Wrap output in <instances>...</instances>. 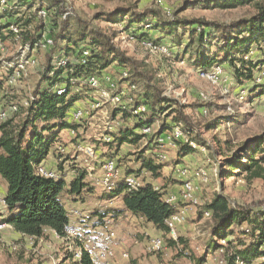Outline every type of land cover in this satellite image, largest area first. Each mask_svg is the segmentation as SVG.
Wrapping results in <instances>:
<instances>
[{
    "label": "rangeland",
    "instance_id": "obj_1",
    "mask_svg": "<svg viewBox=\"0 0 264 264\" xmlns=\"http://www.w3.org/2000/svg\"><path fill=\"white\" fill-rule=\"evenodd\" d=\"M52 1L45 0L46 3L42 7L40 5L31 7L24 0H3V3L0 0V14L11 11L14 18L10 20L19 18L24 20V16L30 14L33 16L35 23L27 28L29 35L34 34V24L46 28L40 44L34 50L23 49L24 43H17L15 40H9L4 44L5 47L0 49V60L13 64L10 70H6L5 65H0V82L3 83L0 89V115H8L15 104L20 110L14 115L15 121L19 123L25 110L23 105L31 98L32 92L37 87L43 86L41 72L47 65V54L51 53V49L44 47L43 41L48 36L47 30L53 25L52 21L57 17L56 21L60 22L66 19L71 33H74L78 23L85 24L89 29L98 30L110 38L127 57L141 63V70L146 71L151 77L150 85L161 91L163 96L185 106L184 112L189 117L192 127L194 126L190 138L204 143L205 147L192 145L194 153L180 158L179 161L177 148L166 147L168 144L163 145L165 146L163 148L158 145L160 149H152L154 150L152 153L148 151L146 157L152 156L160 160L163 164L162 177L155 180L149 174L142 173L137 184L148 182L161 192L177 194V191L174 192L167 186H177L182 182L179 186L183 188L185 182L189 181L195 187L193 191L195 203L189 200L188 203L174 201V204H170L167 202L168 198L166 199L169 205H174L183 211L181 215L184 219L174 229L175 239L148 227L147 225H151L148 223L146 225L145 222L131 215L119 216V218L109 216L111 209L119 207L120 202L118 199L98 198V195L103 192L111 191L105 190L106 187L101 183L106 176L105 164L109 161L115 163L118 175H113L109 181L118 184L116 182L123 181L125 173L133 172L129 169L134 167L138 170L134 160L148 146L149 140L152 141L145 138L136 145L124 143L118 149H115V144L107 143L111 141L114 134L117 135L118 129L126 128V126L130 129L136 125L133 118L121 119L122 112L118 110L132 109L134 102L130 103V100L135 102L138 100L145 90L144 82H146L145 79L136 80L137 85L134 84L135 89H133L131 88L133 85H128L130 82L126 83L125 80L118 79L119 74L112 70L109 71V75L117 80V85L111 77L104 76L103 80L96 78L99 86L93 87L87 81L73 88L74 93L81 90L84 94L87 93L85 98L74 106L78 108L75 111H84L86 116L81 120L72 118L77 124L76 131H72V134L68 131L62 132L58 143L52 149L54 155L58 156L57 160L61 161L58 165L55 163L56 169L61 165L60 171L63 173L67 166H63V163L80 166V162L88 175L87 182L94 188V196L86 198L83 203L79 202L73 207L69 205L66 207L67 210H77L79 213L75 217L70 215L71 218H69L72 220L71 226L77 237L73 235L61 239L46 230L41 238L32 239L15 233L7 225L0 224V264H77L79 245L91 250L94 246L96 247L92 255L94 264H101L100 260L93 258L99 251L113 253L109 258V264H130L132 260L138 264H195L193 260L206 255L207 246L210 243L211 223L208 213L205 212L202 216V211L216 195L227 198L233 207L242 206L254 211L263 210L261 206L264 202V163L261 164L259 178H252L250 173L228 177L220 163L226 155L240 146L244 144L250 146L260 138L264 140V94L260 96V91L251 93L254 88L260 89L254 87L256 85L264 88V65H260L264 63V47L253 45L246 56V60L257 66L254 71V82H246L243 86L238 85L233 78L232 69L227 65L214 67L213 71H216L218 77L209 81L199 76L201 72L192 65L189 55L183 56L175 47H171L168 38L162 39L155 31L140 29L137 25L128 29L127 19L117 24L111 19L120 13L129 12L135 15L143 14L147 10H156L167 19L171 17L185 20L201 19L206 22L230 24L249 19L256 13L258 6H264V0H254L249 5L226 10L214 6L216 3L213 2L214 0H61L64 12L59 16L54 9L45 10L50 7ZM38 7L45 10L44 16L41 15ZM84 52L87 53L85 58L88 52L83 51L82 56ZM57 62L56 59L52 60L51 65ZM18 64H25L24 69L16 71L14 68ZM8 71H12L9 77H7ZM122 77L126 76L122 75ZM111 83L115 88L117 87L116 90L109 91L112 89ZM133 110L135 114L133 116L138 117V114L145 112V107L139 106ZM114 111L119 112L116 117L113 115ZM167 115L168 113H164L154 120L155 123L150 128L151 133L155 134L162 125L166 127L173 125L171 118ZM180 127H172L171 132L160 137H169L173 143L177 140L185 142L187 140L184 135L178 136L174 133L176 129L181 131ZM97 129L98 131L95 132L94 130ZM135 133H141V131L138 129ZM77 142H79L78 145H76ZM59 145L64 151L56 154ZM75 146L94 148L95 156L90 158L82 149L72 151ZM152 146L155 145L152 144ZM159 154L162 155L161 159ZM181 159H186L188 163ZM192 161L196 164L194 168L192 167L194 165L188 166ZM179 168H185L189 173L191 171L193 177H189L190 174L179 175ZM55 170L53 175L46 178L56 179L59 170L57 172ZM70 170L75 169L71 167ZM200 172L205 174L206 181L202 180ZM194 173L198 175H195V178L198 177L199 184L190 181L191 178L196 180ZM184 178H186L185 182L182 181ZM3 187L4 183L0 179V215L4 213V204H1ZM182 188L179 191L180 194H184ZM186 206L188 209L184 212ZM107 210L110 211L104 219L112 221L106 223V220L107 228H105L102 221L98 224V219L93 216L96 213L104 214ZM87 223L89 227L84 226ZM110 231L114 233V237H110ZM170 238L176 242L174 247L169 246ZM157 241L160 244L158 248H154ZM249 242V240L245 241V243ZM77 244L78 247H76ZM71 255L74 256L71 257ZM124 255H127V259ZM205 258L206 264H223L220 252L210 253ZM256 263L259 264V262Z\"/></svg>",
    "mask_w": 264,
    "mask_h": 264
},
{
    "label": "trees",
    "instance_id": "obj_2",
    "mask_svg": "<svg viewBox=\"0 0 264 264\" xmlns=\"http://www.w3.org/2000/svg\"><path fill=\"white\" fill-rule=\"evenodd\" d=\"M24 1H27L31 7L35 5L42 7L46 3L45 0ZM253 1L214 0L213 2H216L214 6L226 10L249 5ZM61 3V0H53L50 7L45 10L54 9L59 16L64 12ZM37 9L45 12L39 7ZM128 15L130 18H125ZM24 17V20L23 18L10 20L14 18L11 11L0 14L2 48L9 40L24 43V46L30 50L38 47L46 28L34 24V34L29 35L27 28L35 22L31 14ZM124 19H127L128 29L137 25L140 29L155 31L162 39L168 38L171 47H175L183 56L189 55L192 65L201 73H210L214 67L227 65L232 69L233 78L238 85L254 82V71L257 66L246 60V56L253 45L264 47V6H258L256 13L249 19L230 24L206 22L201 19L185 20L174 17L167 19L156 10H147L143 14L135 15L129 12L120 13L114 15L111 20L117 24L122 23ZM56 20L52 21V27L47 30L46 40H51L48 46L52 47L51 53L47 54V65L41 72L43 86L37 87L32 92L31 98L23 105L25 110L19 123L15 121L14 115L20 110L15 104L13 105L16 107V112L9 113L5 120H0V178L6 185V194L3 198L4 213L0 215V224L7 225L15 233L32 239L41 238L46 230L61 239L67 237L65 227L71 226L69 220L71 209H66L67 202L83 203L86 198L94 196V188L87 182L88 175L82 168L72 167L75 169V176L68 183L63 180L61 165L57 166L56 172L59 171L56 179L38 175L36 169L58 143L62 132H72L77 129L76 122L69 118V115L73 112L75 104L82 101L87 93L84 94L82 90L74 93L73 88L81 82H87L91 77L103 80L104 76L111 77L117 85V80L109 75V71L114 70L119 74L118 79L125 80L126 83L130 82L128 85H133L131 86L133 89L137 85L136 80L145 79V90L138 100L136 102L130 100V103L134 102L132 106L134 109L144 106L145 112L136 117L133 116L135 115L133 108L118 110L122 112L121 119L133 118L136 125L130 129L128 126L118 129L117 135L114 134L107 143L115 144V149H118L124 143L136 145L145 138L152 141L149 140L148 146L134 160L138 170L129 169L133 172L125 173L123 181L116 182L118 184L110 189H105L111 190L110 192L98 195L100 199H118L119 207L111 209V213L107 210L106 213H96L93 217L98 219V224L102 221L103 227L107 228L105 221H112L104 219L107 213L113 218L129 214L141 218L158 232L170 235L166 222L179 211L176 206L166 202V197L170 193L161 192L148 182L138 183L135 189H131L125 179L132 177L137 182L142 173L149 174L155 180L162 177L163 164L152 156L146 157V153L148 151L152 153L154 151L152 149L159 148L157 139L171 132L172 127L181 126V131L187 140L185 142L177 140L174 143L179 161L180 158L194 153L192 145L205 147L204 143L190 138L194 126L192 127L189 117L184 112L185 106L163 96L161 91L151 86V77L146 71L141 70V63L127 57L107 36L81 23H78L74 33H71L66 19L61 22ZM12 27L18 29L16 34L12 32ZM83 51L88 52L85 58H82ZM55 59L58 62L51 65V61ZM62 61L64 64L58 65ZM11 74L12 71H8L7 77ZM122 75L126 77L123 78ZM6 79L8 81V78ZM2 85L3 83L0 82V89ZM254 87L260 89L254 88L251 93L260 91V96H263V86ZM57 89H64L65 92L58 95ZM115 111L113 115L116 117L119 112ZM164 113H168L167 117L171 118L173 125L168 127L162 125L155 134L153 132L145 134L141 131L151 128L155 123L154 120ZM138 129L141 133L136 134L135 130ZM263 143V138H260L252 145L244 144L226 155L220 163L225 175L231 177L250 173L252 178L261 177V164L264 163ZM78 144L79 142L76 145ZM161 156L159 154V159ZM57 159L56 155L55 160ZM261 207L263 210L257 211L249 207H233L227 198L216 195L202 211V216L205 212L209 215L210 243L206 255L193 260L195 264H206L205 257L214 252L222 254L223 264H255L256 262L264 264V202ZM246 240L250 242L245 243ZM168 241L170 247L176 245L172 238ZM77 264L94 263L89 253L83 251ZM130 264L138 263L132 260Z\"/></svg>",
    "mask_w": 264,
    "mask_h": 264
},
{
    "label": "bare ground",
    "instance_id": "obj_3",
    "mask_svg": "<svg viewBox=\"0 0 264 264\" xmlns=\"http://www.w3.org/2000/svg\"><path fill=\"white\" fill-rule=\"evenodd\" d=\"M5 1V0H4ZM1 3H3V0H1ZM41 13H43V15H45V12L43 11V10H41L40 11ZM39 12V13H40ZM13 28V27H12ZM11 28V29H12ZM13 31L12 32H14V34H16L17 33V30L15 29V28H13L12 29ZM46 44H47V46L48 45H50L51 44V40H49V39H47L46 40ZM44 45V44H43ZM42 45V46H43ZM44 47H45V45H44ZM2 47H1V45H0V49H1ZM23 49H27L28 50V48H27V46H24V48ZM87 53L86 52H84L83 53V57L82 58H84V56L86 55ZM4 55V54H3ZM3 60V59H2ZM2 60H0V62H1V64L5 67V69L6 70H10V68H13V64H10L9 62H7V61H2ZM82 63H84V61H82ZM15 64V63H14ZM64 64V62L62 61L61 63H59L58 65H63ZM25 64H18V66L16 67V68H14L16 71H18L19 69H21V70H23L24 69V66ZM15 66V65H14ZM9 67V68H8ZM215 76H216V71H212V72H210V73H200V77L201 78H203V79H206V80H209V81H211V80H213L214 78H215ZM88 83L91 85V86H93V87H96L97 86V84L96 83H98V79H96V78H94V77H91V78H89L88 80ZM108 81H109V79H108ZM94 82V83H93ZM111 90H109V91H112V90H116V88H115V86H114V84L113 83H111ZM65 91H64V89H57V94L58 95H60V94H62V93H64ZM108 92V91H107ZM109 93V92H108ZM104 95H106V93H103ZM10 110V109H9ZM142 110H144V108L142 109ZM14 112H16V107L13 105L12 106V108H11V111H10V113H14ZM5 113V112H4ZM6 114H1L0 115V120H5V118H6ZM75 120V119H74ZM147 131V132H146ZM143 132L145 133V134H150L151 133V130H150V128H146V129H144L143 130ZM174 133H175V135H178V136H183V133H182V131H179L178 129H176L175 131H174ZM158 142V145L161 147V148H163V147H165V146H163V145H167L166 147H169V148H175V144L170 140V138L169 137H166V136H163V137H159V139L157 140ZM163 141V142H162ZM84 152H85V154L87 155V156H89L90 158H92L93 156L92 155H90V151H88V150H84ZM113 164V161H109V162H107L106 164H105V166H104V169H105V171H106V176L104 177V180L103 181H101V183H102V185L104 186V187H106L105 189H110L111 187H113L114 185H115V183L114 182H111V181H109V180H111L112 178V176L114 175V171H113V169L112 168H110V166ZM36 171H37V174H39V175H43V176H45V173H44V169L42 168V167H38L37 169H36ZM178 173H179V175H181V176H184V175H186V176H188L189 175V171H186L185 170V168H179L178 169ZM200 175L202 176V180L203 181H206L205 180V177H204V173L203 172H200ZM185 176V177H186ZM45 177H48V176H45ZM50 178H54V177H50ZM56 178V177H55ZM111 178V179H110ZM125 181H126V183L128 184V186L131 188V189H135L136 187H137V182H136V180L134 179V178H127V179H125ZM186 184L185 185H183V193L184 194H186V196L189 198V200H191V202L192 203H195V200L193 199V196H194V193H193V191H194V189H195V187H194V185L191 183V182H189V181H187V182H185ZM103 187V188H104ZM167 202L169 203L170 202V204H174L173 202V199H167ZM184 212H187V208L184 210ZM79 213H78V211L77 210H70V215H73L74 217L75 216H77ZM181 214H183V211H181L180 213H177V214H175V215H173L167 222H166V224L168 225V227H169V230H170V237H172V238H174L175 237V233H174V229H175V227H176V225H178L179 223H175V221H178V222H182L183 221V219H184V217H183V215H181ZM108 221H106V223H107ZM69 230H72V232H70ZM75 230L71 227V226H67V227H65V232H66V235H67V237L66 238H69V236H73V235H77L76 234V232H74ZM77 237V236H76ZM79 237V236H78ZM175 239V238H174ZM159 241H157L155 244H154V248H158V246H159ZM88 247V246H87ZM90 247V246H89ZM87 252V253H89V256H90V258H91V260H92V262L94 263V261H93V259H92V255L94 254L93 252H95L96 251V247L94 246L93 248H92V250L90 249V248H85L84 246H81L80 248H79V250H78V256H77V260H79L80 259V257H81V253L82 252ZM105 252H109V253H111L110 251H105ZM111 255L112 254H110L109 255V258L111 257ZM96 257H99V252L98 253H96ZM124 257H125V259H127V255H124ZM96 260H100L101 261V259L100 258H96Z\"/></svg>",
    "mask_w": 264,
    "mask_h": 264
},
{
    "label": "crops",
    "instance_id": "obj_4",
    "mask_svg": "<svg viewBox=\"0 0 264 264\" xmlns=\"http://www.w3.org/2000/svg\"><path fill=\"white\" fill-rule=\"evenodd\" d=\"M76 105H78V103H76ZM78 108H74V110H72V111H75V110H77ZM96 125V124H95ZM98 127V124H97V126H96V128ZM95 132H97L98 131V129L97 130H94ZM94 131H93V134H94ZM69 133H72L71 131H68ZM71 147V146H70ZM72 151H74V147L72 148ZM69 153V152H68ZM75 153V152H74ZM55 157H56V155H54V153H53V151H52V149L50 150V152L48 153V155L46 156V158L42 161V163H41V167L44 169H46V170H48V171H53V170H55L56 169V166H55ZM102 162H103V160H101ZM182 161H186V163H188L187 162V160L186 159H182ZM77 163H78V161H76ZM74 164H75V162H73ZM79 164H80V166H77V165H73L72 163H69L68 164V162H65V163H63V166H65V165H67V166H65V169L67 170H63V180L64 181H66L67 183L68 182H70L73 178H74V176H75V172H74V170H70V168L71 167H78L79 169H83V164L82 163H80L79 162ZM192 166V165H194V166H192L193 168L195 167V165L196 164H194L193 163V161H192V163L191 164H188V166ZM135 167H136V165H135ZM132 170H135V168L133 167V168H131ZM69 170V171H68ZM190 176L189 177H193V174L191 173V171H190ZM195 175H197L196 173H194V178H195ZM198 176V175H197ZM1 179V178H0ZM193 178H191L190 179V181H193L195 184H199V182H197V179H198V177H197V179L196 180H192ZM2 180V179H1ZM121 180V179H120ZM188 180H189V178H188ZM182 181H186L185 179L184 180H182ZM3 182V181H2ZM118 182H120V181H118ZM4 183V182H3ZM180 186L182 185V182H180V184H179ZM179 185H177V186H173V185H171V186H167V188L169 189L170 187H171V190L172 191H174V192H176L177 191V193L180 191V189L182 188V187H180ZM5 194H6V185H5V183H4V187H3V193H2V196H3V198L5 197ZM173 201H176V200H174L173 199ZM77 203H79V202H77ZM77 203H71V202H67V204H66V207L69 205L70 207H73V206H75ZM183 204V203H182ZM179 210V212L181 211L180 210V208L178 209ZM124 216H130L129 214H126V215H124ZM139 220H141V221H143L141 218H138ZM71 221L72 220H70V223H71ZM144 222V221H143ZM89 225V223H87V224H84V226L85 227H89L88 226ZM146 225H147V223H146ZM148 227H151V228H153L152 226H149V225H147ZM154 229V228H153ZM51 232V231H50ZM52 234H54L53 232H51ZM55 235V234H54Z\"/></svg>",
    "mask_w": 264,
    "mask_h": 264
},
{
    "label": "built area",
    "instance_id": "obj_5",
    "mask_svg": "<svg viewBox=\"0 0 264 264\" xmlns=\"http://www.w3.org/2000/svg\"><path fill=\"white\" fill-rule=\"evenodd\" d=\"M41 15H43L41 13ZM44 16V15H43ZM44 45L47 46L46 44V38H44V41H43ZM49 49H51L52 46H47ZM215 77H218V76H215ZM94 83V82H93ZM98 85V83H96ZM99 86V85H98ZM119 100V99H118ZM86 116V114L84 113V111H73L70 113L69 115V118H73V119H83L84 117ZM143 131V130H141ZM147 132V131H146ZM163 142V141H162ZM74 149H82V150H88L90 151V155H92L93 157L95 156V151H94V148H79L77 146L74 147ZM57 152L59 151H64L62 149V147L59 145L57 147ZM55 163L58 165L59 163H61V161H57L55 160ZM110 168L113 169L114 171V175H118V172H117V169H116V165L115 163L113 162V164L110 166ZM56 171V170H55ZM44 173H45V176H51L53 175V171H48L44 168ZM186 179V178H184ZM166 198L168 199H174L177 201V203H188L189 201V198L186 196V194H180L179 192L177 194H169ZM1 204H4V201L3 199L1 200ZM186 208L188 209V206H186ZM175 223H180L178 221H175ZM70 232H72V230H69ZM110 233V237H114V233H111V231L109 232ZM83 240V239H81ZM110 254H113V253H109V252H102V251H99V257H93V258H100L101 259V264H109V255ZM121 257L123 259V256L121 254ZM124 260V259H123Z\"/></svg>",
    "mask_w": 264,
    "mask_h": 264
}]
</instances>
